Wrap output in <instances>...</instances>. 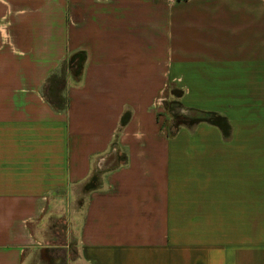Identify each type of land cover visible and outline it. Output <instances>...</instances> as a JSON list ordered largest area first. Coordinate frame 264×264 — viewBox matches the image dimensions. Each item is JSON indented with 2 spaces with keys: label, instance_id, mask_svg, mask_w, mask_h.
<instances>
[{
  "label": "crops",
  "instance_id": "0c3cea01",
  "mask_svg": "<svg viewBox=\"0 0 264 264\" xmlns=\"http://www.w3.org/2000/svg\"><path fill=\"white\" fill-rule=\"evenodd\" d=\"M51 218L65 264H264V0H0V264Z\"/></svg>",
  "mask_w": 264,
  "mask_h": 264
},
{
  "label": "trees",
  "instance_id": "16d2710c",
  "mask_svg": "<svg viewBox=\"0 0 264 264\" xmlns=\"http://www.w3.org/2000/svg\"><path fill=\"white\" fill-rule=\"evenodd\" d=\"M85 60V55L83 52H76L68 57V59L64 63V69L74 78L78 79ZM62 71H55L51 77L47 80V83L44 87V94L49 105L55 109V111H64L66 108V101L63 96V85H62ZM164 107L166 111L170 114V116L174 119V121L187 120V121H205L210 122L216 125L224 127V121L221 117L216 116L212 113H204V112H196L194 116H191L192 119L184 118L180 116V113L176 111L179 110L180 106L175 101L172 103H164ZM127 120V115H124L121 118V124H124ZM182 122V121H180ZM122 160V159H120ZM100 172L93 173L88 180L82 185L81 192L87 193L91 190H95L100 185ZM51 233H56L53 227L49 228ZM53 231V232H52ZM57 238V237H56ZM45 252H48L44 249Z\"/></svg>",
  "mask_w": 264,
  "mask_h": 264
},
{
  "label": "rangeland",
  "instance_id": "374dc122",
  "mask_svg": "<svg viewBox=\"0 0 264 264\" xmlns=\"http://www.w3.org/2000/svg\"><path fill=\"white\" fill-rule=\"evenodd\" d=\"M171 91H168L164 103L174 102L172 96H170ZM177 111V110H176ZM83 194V193H82ZM78 202H81V197ZM65 220L62 218L55 219L51 218L49 220V228L53 227L55 234L51 231H46L45 239L42 244V249L30 252V261L28 264H65L67 263V258L75 253L74 241L72 238L66 236V226ZM53 232V231H52ZM56 236V237H54ZM54 241V242H53ZM52 243V244H51ZM46 249L48 252H45Z\"/></svg>",
  "mask_w": 264,
  "mask_h": 264
}]
</instances>
